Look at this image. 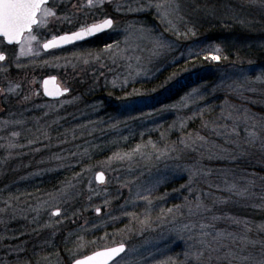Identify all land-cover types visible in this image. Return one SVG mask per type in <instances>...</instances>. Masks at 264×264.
Here are the masks:
<instances>
[{"label": "rangeland", "instance_id": "rangeland-1", "mask_svg": "<svg viewBox=\"0 0 264 264\" xmlns=\"http://www.w3.org/2000/svg\"><path fill=\"white\" fill-rule=\"evenodd\" d=\"M70 1L84 10L111 0ZM205 1L116 0L106 45L96 51L86 45L45 53L41 26L31 39L34 51L30 40L21 45L23 54L0 77V264H71L119 243L127 249L111 264H264L258 204L264 178L213 166L231 160V141L209 143L198 134L172 139L199 106L231 105L225 129L259 141L263 150L264 114L247 113L227 94L241 90L244 99L239 79L258 86L264 67L216 65L220 58L211 52L220 47L198 30L204 17H215ZM181 59L194 67L160 90L136 89ZM74 72L95 74L102 99L87 102L73 91L55 101L42 96L45 76L69 85ZM183 85L181 97L169 100ZM98 171L104 183L96 182ZM180 179L176 190H162ZM239 198L249 209L245 216L232 209ZM32 252L33 258L25 254Z\"/></svg>", "mask_w": 264, "mask_h": 264}, {"label": "trees", "instance_id": "trees-1", "mask_svg": "<svg viewBox=\"0 0 264 264\" xmlns=\"http://www.w3.org/2000/svg\"><path fill=\"white\" fill-rule=\"evenodd\" d=\"M204 4L207 9L211 6V8L214 10L213 13L215 17L212 19L204 17L202 24L199 26L201 28L198 30L201 35L203 34L206 37L208 36L207 38L214 42L213 44L216 47H220L218 50L211 52L215 54L217 53L220 58L216 65L221 66L224 69L247 68L248 66L264 67V0H207ZM86 44L89 45V50L92 51L99 50L103 47V43L98 40L90 41ZM201 55L204 54L200 53L198 55V59H201L202 61L203 57ZM193 63V60L184 62V60L181 59L166 66L158 75L154 76L148 82L137 83L135 87L140 91L160 90L163 86H165L167 80L171 76L187 68L194 67L192 66ZM81 74L82 73L80 72H74L71 75L70 81L68 83L69 85H67L70 88V92H76V96L80 100L85 98L87 102L94 101L96 99H102L101 95L99 94L100 91L96 89V85H93L96 83L95 74L92 73L87 76V78ZM243 80L245 84L242 86H246L244 90L242 88L245 98H238L239 91L241 90H238L237 93L231 90L227 94V98H229L228 100L234 101L235 98L239 99V104H243L245 109L249 111L247 113L264 114V82L258 86L253 84L251 86L249 84L251 81L249 77L244 78L243 75L242 79H239L240 83ZM197 81H199V78ZM185 87L188 86L183 85L178 88L177 91L169 97V100H172L175 95L179 96L175 97L174 99H177L178 97L180 98ZM256 87H259L260 90L256 91ZM246 90H249V92ZM222 97L223 95L221 94L217 99L219 104H222ZM215 107L214 105L210 106L209 104L203 105L202 107L199 106L197 116L189 121L186 128L176 132L172 139L174 141H179L180 139L184 141L185 137H188L189 134L192 136H196L198 134V138L201 136L207 137L209 143H212L213 141L215 142L217 140L220 141L219 143H225V139L227 143L231 141L230 144H228L232 147H230L231 150H229V154L232 157L231 160H219L218 162H214V164L212 163L213 166L216 169H224L229 172H234L235 176L243 175L246 177H251V173H253V176L260 174V176L264 178V145L263 150L259 152L258 147L261 148L262 145L259 141H257L256 144L251 140H247L246 142L244 140V133L238 132L237 134L233 135L231 133L230 127L225 129V127L228 125V123H225V117H227L226 110L232 109L231 105H225L224 108L220 105L216 108ZM2 113L3 112H0V115ZM234 113L236 116H238L236 112ZM162 129L164 131V128ZM158 133L153 134H157V139L159 137ZM195 143L201 144V142H198V140ZM161 144L165 146L166 142L162 141ZM221 146H224V144H221ZM239 146L245 147L243 151L246 150V158L241 157V153H243V151L241 150V147L238 148ZM207 163L209 164V162ZM181 180L182 179L165 185L162 190L165 188L176 190V188H178V186L182 183ZM262 182L264 183V179ZM56 185V182H53L51 186L50 184L45 183V185L43 184L42 188L47 190L50 187H55ZM262 192H264V190ZM222 193L224 195L226 194L225 191H222ZM239 199V204L237 201V203L231 202V204L234 203V206L232 205V209L234 208L238 215L244 214L245 216L246 214L244 212L248 211L249 209L243 208V204H241L242 200L241 198ZM260 203L261 209L259 211V215L264 221V196H262V199L258 200V204ZM60 248L61 247L58 246L57 250ZM35 249L40 250V247L37 246ZM25 254L28 258L34 257L33 252Z\"/></svg>", "mask_w": 264, "mask_h": 264}, {"label": "flooded vegetation", "instance_id": "flooded-vegetation-1", "mask_svg": "<svg viewBox=\"0 0 264 264\" xmlns=\"http://www.w3.org/2000/svg\"><path fill=\"white\" fill-rule=\"evenodd\" d=\"M81 2L84 3V1ZM77 4L78 6L75 5V1H70V0H48L39 7L38 11H35V15L33 18L35 20V23L32 21V13H33L32 9L31 7L27 6L23 12L24 16L23 15L22 16L24 17L25 19L24 21L26 23L28 24L30 23V28L24 30V32L20 34L19 38L17 37L18 41H13V42L7 41L5 36L0 34V57L2 55L5 56L4 60L0 59V77L7 69L8 64L10 63L11 65V62L13 63L15 57L23 54V49L21 48V45L26 40H30L28 50L30 51L35 50V46L32 44L31 39L32 37H34V35L37 34V29L40 26L42 27L40 34L42 35V38L45 42L60 34L69 33L79 28L85 27L89 24L101 22L107 19H112L114 24L117 15L116 0L106 1L102 5L98 4L94 8H88L84 10L83 7L80 8L79 5L80 2H77ZM48 26H51L50 30L48 28V31H45V29ZM111 29L89 40L80 43H75L65 48L51 50L49 52H46L44 50L43 51L48 54L62 53L73 48H79V47L83 48V46L88 45L86 44L87 42L95 41V40L101 41L103 43V46H105L107 42L106 36L108 35V33H110ZM44 42L42 43V49ZM13 66L14 64L12 65V69ZM81 75H83V73ZM58 82L63 87H68L66 84L60 81L59 77H58ZM0 86L2 90V85L0 84ZM41 93H42V88H41ZM67 95H64L63 97ZM0 109H1L0 112L4 111V107L1 103V98H0Z\"/></svg>", "mask_w": 264, "mask_h": 264}, {"label": "water", "instance_id": "water-1", "mask_svg": "<svg viewBox=\"0 0 264 264\" xmlns=\"http://www.w3.org/2000/svg\"><path fill=\"white\" fill-rule=\"evenodd\" d=\"M47 1L48 0H0V34L5 36L7 41H18L17 37L19 38L24 30L30 28V23L28 24L24 21L23 12L25 8L27 6L31 7L33 12L32 21L35 23V20L33 19L35 11H38L39 7ZM112 26L113 20L107 19L89 24L69 33L60 34L45 41L43 44V50L49 52L51 50L65 48L69 45L89 40L110 30ZM0 59L4 60L5 56L2 55ZM41 88L43 96L49 100H59L70 92L68 87H63L58 82V77L54 74L47 75L42 79ZM95 180L97 183H104L106 180V174L103 171H98L95 175ZM58 213L59 210L54 211V214ZM126 249L127 246L124 243H119L110 247L95 250L75 259L71 264H111L121 257Z\"/></svg>", "mask_w": 264, "mask_h": 264}]
</instances>
